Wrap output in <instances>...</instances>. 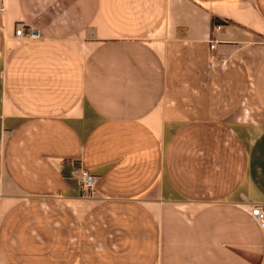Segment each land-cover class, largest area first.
Listing matches in <instances>:
<instances>
[{
	"label": "crops",
	"instance_id": "1",
	"mask_svg": "<svg viewBox=\"0 0 264 264\" xmlns=\"http://www.w3.org/2000/svg\"><path fill=\"white\" fill-rule=\"evenodd\" d=\"M5 4L0 264H264V0Z\"/></svg>",
	"mask_w": 264,
	"mask_h": 264
},
{
	"label": "built area",
	"instance_id": "2",
	"mask_svg": "<svg viewBox=\"0 0 264 264\" xmlns=\"http://www.w3.org/2000/svg\"><path fill=\"white\" fill-rule=\"evenodd\" d=\"M6 0H0V11L4 12L6 9ZM222 28L221 24L214 25V31H218ZM15 31L16 35L18 37H24V38H38L40 37V33L32 28L27 26L24 22L20 21L17 22L15 25ZM216 40H211V47L214 48L216 44ZM80 177H81V184L84 189L90 191L92 194L96 192V185L98 181V177L92 173L87 168H81L80 171ZM252 216L256 219V221L259 223V225L264 228V205H256L253 207Z\"/></svg>",
	"mask_w": 264,
	"mask_h": 264
},
{
	"label": "trees",
	"instance_id": "3",
	"mask_svg": "<svg viewBox=\"0 0 264 264\" xmlns=\"http://www.w3.org/2000/svg\"><path fill=\"white\" fill-rule=\"evenodd\" d=\"M214 22H215V23H222L223 21H221L220 19L216 18V19L214 20Z\"/></svg>",
	"mask_w": 264,
	"mask_h": 264
}]
</instances>
